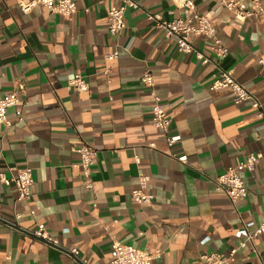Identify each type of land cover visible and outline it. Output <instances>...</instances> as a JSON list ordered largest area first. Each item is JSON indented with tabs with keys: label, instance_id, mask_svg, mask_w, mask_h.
I'll return each mask as SVG.
<instances>
[{
	"label": "crops",
	"instance_id": "0c3cea01",
	"mask_svg": "<svg viewBox=\"0 0 264 264\" xmlns=\"http://www.w3.org/2000/svg\"><path fill=\"white\" fill-rule=\"evenodd\" d=\"M19 1L32 0H0V98L16 91L19 100L6 111L11 126L0 125V173L29 168L33 183L27 202L17 200L13 184H0V264H107L112 241L145 250L152 264H196L203 253L238 248L244 225L264 221V158L240 172L246 197L235 204L213 182L264 151L262 121L208 85L218 68L232 71L264 112V16L238 21L219 0H191L228 50L217 68L178 53L146 19L191 16L172 0H135L117 36L107 32L114 0H74L68 17L41 6L23 14ZM191 42L215 62L208 42ZM145 71L168 113V135L180 137L172 147L151 125L152 97L138 79ZM70 75H80L88 90L69 89ZM82 146L96 151L88 176L74 151ZM141 176L150 204L130 197ZM38 225L52 243L35 236ZM261 263L264 240L256 237L232 264Z\"/></svg>",
	"mask_w": 264,
	"mask_h": 264
},
{
	"label": "built area",
	"instance_id": "2783aa9c",
	"mask_svg": "<svg viewBox=\"0 0 264 264\" xmlns=\"http://www.w3.org/2000/svg\"><path fill=\"white\" fill-rule=\"evenodd\" d=\"M114 2L118 4L111 6L106 12L108 21L107 32L110 36H117L124 28L125 11L127 9L137 8L135 0H114ZM172 2L177 7L190 10L192 12L191 16L179 17L171 21H162L146 13V19L152 21L155 29L164 32L165 35L172 40L178 53L192 55L194 59L203 66L213 64L218 68L216 61L226 57L228 50L217 36L214 22L198 14L191 0H172ZM250 3L251 7L240 0H219V5L238 21H242L251 16H264V8L260 5L259 0H251ZM17 6L23 14H28L37 6H41L62 17H68L75 12L74 0H32L27 3L19 1ZM191 38H201L210 44L211 54L215 59L214 63L209 57L193 46ZM114 57H116V53L106 58L111 59ZM258 64L264 67V59H259ZM138 79L144 87L149 89L152 97V105L149 111L151 125L165 135L167 146L172 147L179 142L180 137L177 135H168L170 119L167 111L161 106L160 99L154 92L152 76L148 71H145ZM67 86L77 93L86 92L88 90L87 84L80 75H70L67 78ZM208 90L212 92L226 90L229 92L234 105L245 106L255 111L256 117L262 121L260 130L264 133V112L262 104L254 94L235 81L232 71H224L218 68V76L208 85ZM18 103L19 100L16 91L7 93L0 98V125L4 127L11 126V123L6 119V111L9 108L15 107ZM16 115L18 116L17 119L20 121L22 119L21 112L17 111ZM74 151L79 157L83 175L88 176L91 167L95 164L96 151L86 146L79 147ZM262 158H264V151L248 154L242 163L226 169L214 179V190L226 195L232 204L243 200L246 197V189L240 178V172H252ZM176 160L185 163L186 157H176ZM139 180L141 188L131 191V200L137 204H150L153 197L143 191L148 179L141 176ZM32 183L31 171L29 168L18 171L14 177H6L0 173V184L6 187L13 184L16 189L18 201L27 202L30 200ZM86 187L89 188V185H86ZM33 213L34 211H30V214L33 215ZM16 218L18 219L19 215H17ZM248 228H253V231L247 232ZM244 230V236L243 239L239 241L238 248L232 249L227 255L218 252L203 253L199 256L196 264H232L235 261L237 249L252 245V241L256 237H260L264 240V221L259 225H255L253 222L246 223L244 225ZM34 234L37 238L52 243L46 236L43 225H38L37 231ZM111 249L113 256L107 264H152V255L137 247L122 244L118 241H112ZM69 253L75 256L76 249L70 250ZM73 264L79 263L74 261Z\"/></svg>",
	"mask_w": 264,
	"mask_h": 264
}]
</instances>
